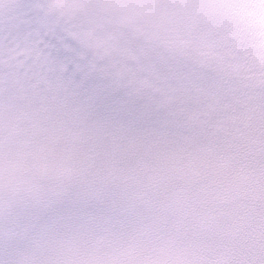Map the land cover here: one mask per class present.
I'll return each instance as SVG.
<instances>
[{
    "label": "snow or ice",
    "instance_id": "1",
    "mask_svg": "<svg viewBox=\"0 0 264 264\" xmlns=\"http://www.w3.org/2000/svg\"><path fill=\"white\" fill-rule=\"evenodd\" d=\"M0 264H264V0H0Z\"/></svg>",
    "mask_w": 264,
    "mask_h": 264
}]
</instances>
